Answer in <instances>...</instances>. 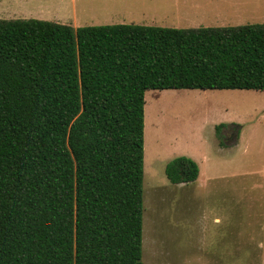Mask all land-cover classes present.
I'll return each mask as SVG.
<instances>
[{
	"label": "trees",
	"instance_id": "trees-1",
	"mask_svg": "<svg viewBox=\"0 0 264 264\" xmlns=\"http://www.w3.org/2000/svg\"><path fill=\"white\" fill-rule=\"evenodd\" d=\"M181 88L264 89V24L0 19V264H143L145 92Z\"/></svg>",
	"mask_w": 264,
	"mask_h": 264
},
{
	"label": "rangeland",
	"instance_id": "rangeland-1",
	"mask_svg": "<svg viewBox=\"0 0 264 264\" xmlns=\"http://www.w3.org/2000/svg\"><path fill=\"white\" fill-rule=\"evenodd\" d=\"M29 18L227 27L264 24V0H0V19ZM183 155L199 175L171 183ZM142 227L143 264H264V89L146 90Z\"/></svg>",
	"mask_w": 264,
	"mask_h": 264
},
{
	"label": "crops",
	"instance_id": "crops-1",
	"mask_svg": "<svg viewBox=\"0 0 264 264\" xmlns=\"http://www.w3.org/2000/svg\"><path fill=\"white\" fill-rule=\"evenodd\" d=\"M20 1H22V3L24 2V1H27V0H20ZM54 1V0H53ZM57 1H62V0H57ZM72 1H74V0H72ZM60 13L62 14V12H59V11H57V15H56V17H58L59 15H60ZM72 15H74V13H71ZM61 16V15H60ZM66 16H68V15H66ZM51 21V20H50ZM180 184H182V183H180Z\"/></svg>",
	"mask_w": 264,
	"mask_h": 264
}]
</instances>
